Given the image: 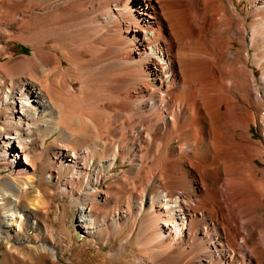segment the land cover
Returning <instances> with one entry per match:
<instances>
[{"label": "bare ground", "instance_id": "obj_1", "mask_svg": "<svg viewBox=\"0 0 264 264\" xmlns=\"http://www.w3.org/2000/svg\"><path fill=\"white\" fill-rule=\"evenodd\" d=\"M0 15L32 48L4 88L24 122L0 126V264H61L33 216L52 186L79 230L117 233L116 264H264V0H0ZM118 159L127 176L105 183ZM26 222L36 239L18 238Z\"/></svg>", "mask_w": 264, "mask_h": 264}, {"label": "rangeland", "instance_id": "obj_2", "mask_svg": "<svg viewBox=\"0 0 264 264\" xmlns=\"http://www.w3.org/2000/svg\"><path fill=\"white\" fill-rule=\"evenodd\" d=\"M2 19H0V72H3V71L4 72L2 74L0 73V77H1L0 86L2 85L0 87V105L2 106L0 107L1 108L0 126L7 125L8 127L9 126L16 127V125L19 126L24 121L22 120L23 122L20 121L21 122L20 124H15L14 117L11 114L12 111H10L11 110V104H10L11 92L8 91L10 89L9 85L11 84L13 77L18 75L16 73L14 74L12 69H13V66L18 61H21L23 59L22 58L23 56L29 55L31 53L32 48H31V45L27 43V37L22 36L21 25L17 21L9 20V19L7 20V18H4L2 21ZM8 73L9 74L11 73V79ZM13 74L15 76H13ZM78 85L79 84H76L75 86L78 87ZM4 88L8 90L6 91V89ZM1 90H3V92ZM3 97L4 98L6 97L5 102L3 101L4 99ZM2 110L3 111L5 110L6 112L5 111L3 112ZM29 112L32 113V115H35L33 116L34 118L31 117L32 120L38 119V114L33 112V108H30ZM8 121L11 123H7ZM38 132H39L38 134L43 138V143L45 147H47L54 139H57L58 141H61L63 143L66 142L69 146H73V147L79 146V145H76V140L69 138L67 136H58L57 133L55 132L51 134L50 133L44 134L45 132L43 131H38ZM256 137L262 138L259 130H257ZM28 147L29 146L25 148V151L28 149ZM35 156H34V160L36 161V164H40L41 162L40 158H38V156L36 157ZM97 158L98 156H95V160ZM19 160L20 161L23 160V155L20 156ZM127 167H128V163H124V162L121 163L118 159L117 162H115V165L113 167L112 175L106 178L105 183H109L111 182V180L113 181L116 180L114 179L116 175L117 176L125 175L124 177H126L128 174ZM0 169L4 170L2 173H5L9 170L5 164L4 159L1 157H0ZM129 187H130V191L132 192L138 191L137 185L130 184ZM52 192L53 194L52 193L45 194L46 198H49L48 207L42 210H35L33 212V216L37 219L39 223L38 225H43L44 223V225L46 226L47 232L52 237L54 236V238L52 239H54L57 243L61 245L62 249H61V255H60V263L61 264H70V263L71 264H116L114 263L116 261V258L111 259L108 253H110L111 248L112 249L116 248L118 245L117 241L119 238L117 237V233H115V231L112 232L109 228L102 230L101 235L98 237H91L85 232H82L81 230L77 228L75 224V215L77 212V205L69 204L68 202L69 196L67 194L66 195L56 194L53 186H52ZM30 196H31L30 188H27L20 199V205L22 209L24 210V212L26 210L33 211L32 208L30 207V204H28V199ZM127 223L129 225L135 223L133 217L129 218ZM107 231L109 235L107 234ZM37 235H38L37 225L32 226L28 222H26L24 230L18 238L22 239V238L27 237V238L34 240L36 239ZM129 244L131 246H136L134 241H130ZM129 253L130 251L128 249L125 250L123 256H121L120 258L122 260L124 259V262L129 261L130 260Z\"/></svg>", "mask_w": 264, "mask_h": 264}]
</instances>
